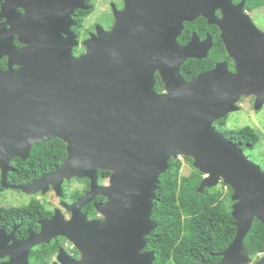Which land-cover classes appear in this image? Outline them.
<instances>
[{
    "label": "water",
    "instance_id": "water-1",
    "mask_svg": "<svg viewBox=\"0 0 264 264\" xmlns=\"http://www.w3.org/2000/svg\"><path fill=\"white\" fill-rule=\"evenodd\" d=\"M0 1L6 18L0 60L8 57V68L0 67L2 185L9 186L14 158L26 160L36 143L62 139L64 163L21 189L52 187L63 197L65 181L88 178L83 197L62 201L70 219L56 211L50 223H63L56 234L77 245L94 243L90 251L99 264H154V252L143 249L158 226L152 218L158 180L171 158L189 156L204 173L200 192L220 181L233 189L237 230L217 264L251 263L244 240L255 218L264 224V170L214 125L241 109L242 96H254L255 109L264 106V30L245 0H125L115 26L100 27L80 55L69 28L74 10L88 8L84 0ZM199 16L219 27L235 71L220 61L191 80L183 76V63L207 57L214 44L213 36L197 32L186 44L178 41L185 23ZM157 72L163 92L156 89ZM100 170L111 171L108 183H99ZM98 195L106 198L95 203L101 222L83 212ZM39 238L28 242L49 241ZM256 264H264V254Z\"/></svg>",
    "mask_w": 264,
    "mask_h": 264
},
{
    "label": "trees",
    "instance_id": "trees-1",
    "mask_svg": "<svg viewBox=\"0 0 264 264\" xmlns=\"http://www.w3.org/2000/svg\"><path fill=\"white\" fill-rule=\"evenodd\" d=\"M260 7H264V0H245V9L249 11ZM193 31L202 37L208 31L214 37V46L207 57L190 58L183 63L181 72L185 79L195 78L221 60H227L230 68H234V62L227 53L218 26L209 24L205 17L199 16L192 22H186L180 40L188 41ZM0 66H7L6 59ZM156 89H164V83L159 76ZM226 120L227 117H223L215 121L216 129L240 145L244 152L247 148L254 149L262 140L260 131L251 125L227 128ZM67 156V145L60 138L38 142L33 146L27 160L17 157L12 162L18 174V183L26 184L44 173L55 170L64 163ZM183 159L171 158L170 168L159 177L152 213V218L158 226L146 236L147 249L155 254L154 264H217L222 258L220 253L232 242L237 230L232 215L233 189L223 183L227 186L226 191L215 186L200 192L204 173L194 166L192 157L184 156ZM185 161L193 168L187 175L182 172ZM262 168L264 170L263 165ZM110 174V170H100V181ZM78 180L87 182V185L72 193L65 187V198L69 201L83 196L89 189L88 178ZM100 198L103 199L102 196ZM40 202L34 199L30 204L22 205L19 210L26 212L36 207L34 203ZM88 208V212L96 214L92 204ZM244 245L253 258H259V255L264 253V224L258 218L254 219Z\"/></svg>",
    "mask_w": 264,
    "mask_h": 264
},
{
    "label": "flooded vegetation",
    "instance_id": "flooded-vegetation-1",
    "mask_svg": "<svg viewBox=\"0 0 264 264\" xmlns=\"http://www.w3.org/2000/svg\"><path fill=\"white\" fill-rule=\"evenodd\" d=\"M240 1H235V3H238ZM84 4L88 6V8H76L74 10L72 14L73 22L69 28L70 32H72L73 41L77 42V45L74 46L73 49V53L75 55H80L85 51V40L90 38L93 34H96L100 27H103L105 30H111L118 20L116 12L124 10L127 5L125 0H84ZM1 6L2 2L0 1V13L2 8ZM18 10L21 13L25 12V9H23L22 7H19ZM247 11L251 13V11ZM217 13L218 15H221L220 10H218ZM5 20L6 18L0 17V23L4 22ZM208 34L209 32L206 31V35L204 37H200L202 39H205ZM67 36L68 35L66 33H63V37L66 38ZM178 41L181 44H186L188 42H182L180 40V37L178 38ZM14 44L16 45V47L23 46V44L19 41L18 36L16 35L14 36ZM5 59L7 61V66L4 68L0 66L2 69L8 68L7 56L2 57V59L0 60V64ZM233 62L234 68L231 69L230 65L229 68L232 71H235V61L233 60ZM158 76L161 78L159 72L156 73L157 81ZM164 90L165 85L163 91ZM226 117H228V115ZM12 167L14 168V170L9 171L7 175V182L9 184V186L7 187H4L2 185V173L0 170V264H72L71 261L79 262V264H99L102 259L95 258L90 251L91 247L96 246L94 243V246L90 242L89 244L87 242H84L77 245L74 241L70 240L68 236L64 234H56L61 228H63V226H61L63 223L60 222V219H58L57 222H54L53 224L50 223L57 210L64 216V221L70 219L72 215L71 211L62 204V201L65 200L68 203H73L79 198L83 197L85 194L75 200L69 201L65 198V187H68L66 184L67 181H65L64 196L59 197L56 194L59 198V203L54 206L52 202H48L47 199L44 198V196L49 192L55 193L52 187H50L47 192H24L21 189V186L25 184L21 185L18 183L19 179L18 174H16V168L13 165ZM109 177L110 176L105 178L103 181H100L99 176V183H108ZM38 178L39 177H37L36 179ZM78 179L79 178L74 177L71 180L79 181ZM32 181H29L26 184L31 183ZM83 183H85V185L81 188H85L87 185V182ZM88 190H86L85 193ZM22 194L28 195L29 200L27 202L22 203V200L25 199V197H22ZM101 196L102 195L96 196L92 202L83 207V212L86 213L89 218H96L100 222L104 221L105 218L97 211L95 203L106 200L104 196H102L103 199H101ZM34 199L41 201L40 203H34L36 207H33L26 212H21L19 210L22 205L30 204V202ZM91 204L96 210L95 215H92V213L88 212V210H90V208L88 207L91 206ZM84 230L85 229L82 228V232ZM40 236L47 237L49 241H43L31 246V242L29 243L28 240L40 239ZM147 251L151 250L147 249L146 244L143 252Z\"/></svg>",
    "mask_w": 264,
    "mask_h": 264
},
{
    "label": "rangeland",
    "instance_id": "rangeland-1",
    "mask_svg": "<svg viewBox=\"0 0 264 264\" xmlns=\"http://www.w3.org/2000/svg\"><path fill=\"white\" fill-rule=\"evenodd\" d=\"M251 16L255 23L264 30V7H260L251 11ZM244 97V98H243ZM255 97L252 95L242 96V98L238 101L237 105L241 107L239 111L232 112L228 115L226 120L227 128H240L246 125H251L260 131L262 140L260 143L254 148H247L245 153L247 156L253 161L259 163L261 166H264V106L261 109H255L254 106ZM182 159L184 156H180ZM184 160V159H183ZM192 166L189 162L185 161L182 172L183 174H189L192 170ZM223 181L217 185L223 188L225 191L227 190V186L223 185ZM67 189L69 193H72L74 190L84 187L85 183L81 181L70 180L67 181ZM225 184V183H224ZM22 197H25L23 202H27L29 200L28 195L22 194ZM48 202H52L55 206L59 203V198L54 192H49L44 196ZM264 254V253H263ZM260 254L259 258L263 255ZM259 258H254L251 263L248 264H256Z\"/></svg>",
    "mask_w": 264,
    "mask_h": 264
}]
</instances>
